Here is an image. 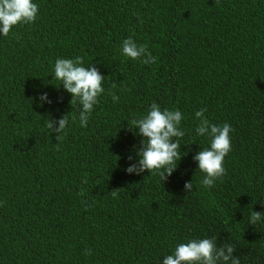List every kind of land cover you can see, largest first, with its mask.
<instances>
[{
	"label": "trees",
	"instance_id": "1",
	"mask_svg": "<svg viewBox=\"0 0 264 264\" xmlns=\"http://www.w3.org/2000/svg\"><path fill=\"white\" fill-rule=\"evenodd\" d=\"M32 2L35 22L0 35V264H163L203 238L264 264V214L250 222L264 213V0ZM128 38L155 63L125 58ZM76 57L105 77L86 127L54 78L57 59ZM153 103L183 115L182 157L165 181L125 171L139 164L131 121ZM201 109L232 129L211 187L194 159L210 147L196 134Z\"/></svg>",
	"mask_w": 264,
	"mask_h": 264
},
{
	"label": "clouds",
	"instance_id": "2",
	"mask_svg": "<svg viewBox=\"0 0 264 264\" xmlns=\"http://www.w3.org/2000/svg\"><path fill=\"white\" fill-rule=\"evenodd\" d=\"M39 6L32 0H0V35L8 36L12 29L20 24L34 23L37 18ZM147 59H142L144 64L155 63L156 58L147 52L144 45L137 46L131 39H125L122 43V55L127 59H141L144 54ZM81 57L75 59H57L54 65V78L61 82L60 85L72 94L70 103L81 105L79 121L82 127L87 126L89 115L93 106L98 103V97L105 91L102 87L104 76H101L96 67L83 66ZM115 87V85H113ZM113 101L119 98L111 93ZM40 105L51 103L47 93L39 98ZM195 116L199 118L196 128L198 136L209 138L210 147L198 151L194 159L198 161V170L204 174L202 186H214V181L225 174L224 159L231 150L230 132L231 126L227 123L222 126L211 124L204 117V109L197 111ZM183 115L179 110H161L160 106L153 103L147 114L140 119H133L129 130L141 137L140 147L133 145L139 164L125 169L126 172H136L138 175L147 171L151 175H158L163 181L177 168V161L181 160V144L179 142L185 133L179 127ZM51 119L46 127L53 129ZM69 123L65 115L58 121L59 127L54 129L61 139ZM139 129L138 133L135 131ZM129 160L133 157L129 156ZM192 182L185 185L186 189H192ZM262 212H251L250 222L256 225L261 219ZM236 249L231 244H223L217 247L216 238L193 239L187 243L178 244L172 254L163 257V264H240V259L233 256Z\"/></svg>",
	"mask_w": 264,
	"mask_h": 264
}]
</instances>
